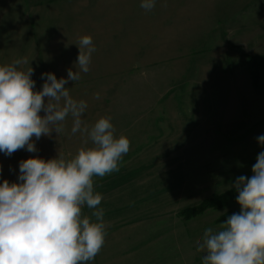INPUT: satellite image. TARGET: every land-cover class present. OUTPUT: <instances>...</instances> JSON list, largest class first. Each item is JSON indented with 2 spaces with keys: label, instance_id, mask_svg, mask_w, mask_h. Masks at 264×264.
I'll return each instance as SVG.
<instances>
[{
  "label": "rangeland",
  "instance_id": "374dc122",
  "mask_svg": "<svg viewBox=\"0 0 264 264\" xmlns=\"http://www.w3.org/2000/svg\"><path fill=\"white\" fill-rule=\"evenodd\" d=\"M125 1L128 24L106 0H0V66L27 58L18 69L33 68L37 91L42 73L80 72L66 87L87 102L81 119L111 117L130 140L119 171L93 178L107 235L88 264H202L197 241L240 205L188 209L236 191L264 151V0H156L151 11ZM153 17L159 30H149ZM84 35L96 49L87 73L76 64ZM71 128L69 116L63 132L34 140L36 152H0V183L18 182L22 160H67L93 146ZM95 210L82 215L95 221Z\"/></svg>",
  "mask_w": 264,
  "mask_h": 264
},
{
  "label": "clouds",
  "instance_id": "9594fccd",
  "mask_svg": "<svg viewBox=\"0 0 264 264\" xmlns=\"http://www.w3.org/2000/svg\"><path fill=\"white\" fill-rule=\"evenodd\" d=\"M155 4L156 0H141L140 7L151 11ZM77 46L76 64L87 73L96 51L92 37L82 36ZM28 63L21 58L0 66V152H36L34 140L63 132L69 116L71 133L80 132L93 146L81 147L67 160H22L18 182L0 183V264H88L107 235L104 210L97 207L103 196L94 190L93 178L119 171L130 140L115 135L111 117H101L91 126L81 119L87 102L74 99L66 87L68 81L80 79V72L69 69L67 79L42 73L46 79L37 91L33 68L18 69ZM257 141L264 146V135ZM252 173L234 183L239 213L230 214L216 233L206 229L197 241V251L206 253L202 264H264V151L257 155ZM85 205L96 209L95 221L82 215Z\"/></svg>",
  "mask_w": 264,
  "mask_h": 264
},
{
  "label": "trees",
  "instance_id": "16d2710c",
  "mask_svg": "<svg viewBox=\"0 0 264 264\" xmlns=\"http://www.w3.org/2000/svg\"><path fill=\"white\" fill-rule=\"evenodd\" d=\"M264 63V57L260 58V60H257V63ZM238 193L236 191H230L228 193H224L222 195H218V196H213L212 198H209L205 201H203V203L195 208V209H188V212L190 215H194L196 213H200L201 211H203L205 208L208 207H219L224 205L227 201L229 200H234L236 199ZM187 211V210H186ZM186 211H184V213H186Z\"/></svg>",
  "mask_w": 264,
  "mask_h": 264
},
{
  "label": "crops",
  "instance_id": "0c3cea01",
  "mask_svg": "<svg viewBox=\"0 0 264 264\" xmlns=\"http://www.w3.org/2000/svg\"><path fill=\"white\" fill-rule=\"evenodd\" d=\"M106 1H110L111 5L113 7H115L114 9L118 8V6H119L117 12H112V13H119V15H123V17H121L117 23H120V22L123 23L124 22V23L128 24L129 23V19H127V15L129 14V11H128V6L126 7V1L125 0H106ZM117 1H119V5H117V3H116ZM173 9H175L174 6H172V10ZM151 15H154V12H152ZM158 15H159V17H161V14H158ZM162 15H164V13ZM174 17L175 16H173V19H174ZM125 19H127V20L124 21ZM164 20H166V19H164ZM152 21L155 22V24H153V26L151 28H149V30H156V29L159 30L158 29V27L160 25V23H158L159 22V18L156 19L155 17H153ZM157 23H158V25H157ZM143 25H144V23H142V24L138 23L136 30L138 29L139 32H142V30H144V28H142L141 26H143Z\"/></svg>",
  "mask_w": 264,
  "mask_h": 264
}]
</instances>
